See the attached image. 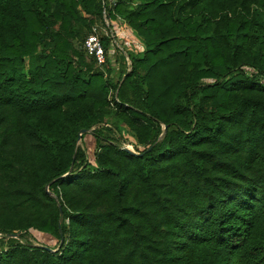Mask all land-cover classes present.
<instances>
[{"label":"trees","instance_id":"16d2710c","mask_svg":"<svg viewBox=\"0 0 264 264\" xmlns=\"http://www.w3.org/2000/svg\"><path fill=\"white\" fill-rule=\"evenodd\" d=\"M104 17L135 35L117 82L83 50ZM0 237V264H264V0H0Z\"/></svg>","mask_w":264,"mask_h":264},{"label":"rangeland","instance_id":"374dc122","mask_svg":"<svg viewBox=\"0 0 264 264\" xmlns=\"http://www.w3.org/2000/svg\"><path fill=\"white\" fill-rule=\"evenodd\" d=\"M81 13V17L83 18H89L87 15H85V13L83 11H80ZM120 22V21H119ZM120 29H127L128 27L127 26H124L125 24L123 22H120ZM94 26H100V27H103L101 26L100 23H96ZM115 47L113 45H111L109 51H110V55H109V59L107 61V65H106V69L108 68L111 73H110V78L113 82H117L118 81V77L120 76V73H125L127 71L130 70L129 68V64H130V61L125 58L121 52V50L125 49V44H124V41L123 39H119V37H116L115 38ZM133 47H129V48H126L127 50H130V51H133L132 49ZM123 63V64H122ZM102 133L103 134H106L105 131L102 130ZM89 143V142H88ZM124 147H128L129 149H131L133 152H135V148L132 147V146H128V145H123ZM142 149V146L139 147V149ZM18 237V236H17ZM31 241V239H29ZM6 241L5 239H2L0 237V249H3V248H6V244L4 242ZM37 245V244H36ZM56 245V242L54 244V246Z\"/></svg>","mask_w":264,"mask_h":264},{"label":"built area","instance_id":"2783aa9c","mask_svg":"<svg viewBox=\"0 0 264 264\" xmlns=\"http://www.w3.org/2000/svg\"><path fill=\"white\" fill-rule=\"evenodd\" d=\"M105 27L93 26L91 33L87 36L83 50L86 52L87 56L95 59L96 66L102 68L106 65L107 60L109 59L110 51L107 52L101 40L102 37L110 39L112 42L111 45L115 44V38L118 35L113 34L109 28V21L104 17ZM110 45V47H111Z\"/></svg>","mask_w":264,"mask_h":264},{"label":"crops","instance_id":"0c3cea01","mask_svg":"<svg viewBox=\"0 0 264 264\" xmlns=\"http://www.w3.org/2000/svg\"><path fill=\"white\" fill-rule=\"evenodd\" d=\"M125 26V25H124ZM119 34H120V37L122 36V39H123V41H124V44H125V46L127 47V48H129V47H131V45L129 46L128 45V40H125V38H128L129 40H130V38L131 39H134L135 38V35H134V33L129 29V28H127V29H125V30H123V29H119ZM124 37V38H123Z\"/></svg>","mask_w":264,"mask_h":264},{"label":"water","instance_id":"95a60500","mask_svg":"<svg viewBox=\"0 0 264 264\" xmlns=\"http://www.w3.org/2000/svg\"><path fill=\"white\" fill-rule=\"evenodd\" d=\"M84 133H85L84 130L81 131V132L78 134V139H80V137H81L82 134H84ZM122 150H124V151H126V152H128V153H130V154H132V155H135V156H142L141 153H135V152H133L131 149H129L128 147H123ZM17 236H18V235H11L10 238H17ZM60 244H62V240H61ZM50 251H51V250H50Z\"/></svg>","mask_w":264,"mask_h":264}]
</instances>
